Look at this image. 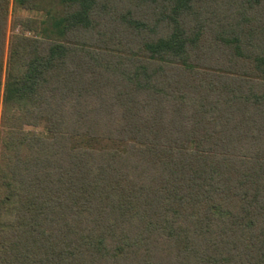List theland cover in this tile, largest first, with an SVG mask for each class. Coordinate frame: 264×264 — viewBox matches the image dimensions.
<instances>
[{
    "label": "trees",
    "instance_id": "trees-1",
    "mask_svg": "<svg viewBox=\"0 0 264 264\" xmlns=\"http://www.w3.org/2000/svg\"><path fill=\"white\" fill-rule=\"evenodd\" d=\"M0 264H264V0H0Z\"/></svg>",
    "mask_w": 264,
    "mask_h": 264
},
{
    "label": "rangeland",
    "instance_id": "rangeland-1",
    "mask_svg": "<svg viewBox=\"0 0 264 264\" xmlns=\"http://www.w3.org/2000/svg\"><path fill=\"white\" fill-rule=\"evenodd\" d=\"M22 15H30V13L25 12V11H21L20 12ZM14 21H13V14H12V10L10 11V16H9V20H8V28H7V45H6V54L8 52V46H9V40H10V36L13 34V32H17L18 29L16 30L14 27Z\"/></svg>",
    "mask_w": 264,
    "mask_h": 264
}]
</instances>
